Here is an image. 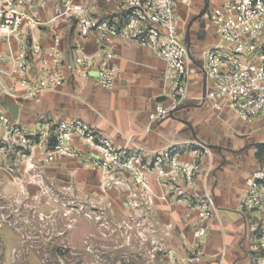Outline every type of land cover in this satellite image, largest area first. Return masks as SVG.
I'll return each instance as SVG.
<instances>
[{"label": "built area", "instance_id": "built-area-1", "mask_svg": "<svg viewBox=\"0 0 264 264\" xmlns=\"http://www.w3.org/2000/svg\"><path fill=\"white\" fill-rule=\"evenodd\" d=\"M108 1L113 8L99 14L87 2L61 0L45 16L39 0H0V39L5 46L0 52V100L18 107L24 101L39 102L73 75L113 88L120 68L113 63L117 55L111 40L118 37L152 50L164 61L163 99L149 111L144 131L187 103L232 111L245 122L264 117V0H221L214 5L208 20L215 41L197 55L179 31L178 10L190 0ZM89 45L93 51L87 50ZM197 76L202 78L204 95L203 90L191 92ZM35 125L34 131H24L0 105V156L25 157V172L36 168L33 159L51 163L69 158L84 169L100 172L106 185L134 184L151 201L155 193L150 183L154 182L163 193L159 198L172 197L177 202L191 201L186 189H192L202 175L206 193L194 202L199 218L191 220L188 211L177 219L184 228L181 238L185 243V230H190L188 260L196 259L206 242L208 212L215 206L206 184L208 174L202 173L203 156L209 154L205 145L197 143L187 161L179 158L180 150L174 146L144 161L131 147L115 145L79 118L41 117ZM132 137L128 135L127 140ZM6 170L11 174L14 166ZM245 184L239 207L247 214L251 239L257 240L251 246L254 264H264V167L252 172ZM5 197L0 184V200ZM125 205L138 206L131 197ZM0 217L5 221L3 214Z\"/></svg>", "mask_w": 264, "mask_h": 264}, {"label": "crops", "instance_id": "crops-1", "mask_svg": "<svg viewBox=\"0 0 264 264\" xmlns=\"http://www.w3.org/2000/svg\"><path fill=\"white\" fill-rule=\"evenodd\" d=\"M42 4L45 5L46 2L41 3L39 0L41 13L48 16L55 6L45 7ZM108 8H105L104 13L111 9ZM201 8H207L204 0H190L188 5H182L178 10L179 31L185 36L194 55L215 41V35L208 33L198 22L189 23L191 18L199 14L197 10ZM111 46L117 55L113 63L120 68L113 88H102L91 78L73 75L67 83L56 91L45 94L39 102H22L14 120L24 131L32 132L36 129V120L41 117L53 120L79 118L93 125L115 145L131 147L144 161H149L158 150L173 146L179 148V158L187 161L191 157L190 150L197 147V143L205 145L209 154L203 156L202 173L208 174L206 184L215 204L214 209L208 212L205 222L208 227L206 242L201 245L200 253L194 260H188L187 248L182 247L176 248L175 254L171 252L155 258L154 255L151 264H175V261L180 260H183V264H253V242L247 214L241 211L239 204L245 194L247 177L261 168L256 158V144L264 142V117L259 116L251 122H245L232 111H217L207 103H187L172 116L153 124L150 131H144L149 111L157 102V98L162 96L161 73L164 61L152 50L123 38H113ZM4 49L0 39V52ZM87 50L93 51L94 47L89 45ZM202 90V78L197 76L191 92L198 94ZM252 130L258 132L256 139L252 136ZM128 135L133 136L132 140H127ZM33 161L36 168L31 172L20 168L18 172L23 179H15L6 170L7 159L0 156V170L4 171L0 173L3 191L22 195L18 191L19 188L29 194L30 188L35 187L38 195L41 190L39 181L42 185L43 182L46 185H54L58 176L74 175L73 168L81 169L72 159L51 163L34 159ZM33 174L35 180H31ZM44 179H49L50 182ZM129 185L130 187H126L119 184L117 187L122 195L120 201L125 212L140 215L142 212L146 213V221L152 224L158 221L163 224L164 236L171 234L173 220L176 222L184 217L186 212H191V220L200 216L194 202L206 193L202 175L195 180L192 189H186L191 201L174 202L172 197H166L162 201L155 196H152L150 201L145 192L141 196L142 188L131 183ZM150 186L154 192L161 190L154 182L150 183ZM133 192L135 197L132 199L138 206H126L125 203ZM132 219L138 222L140 216L136 218L133 215ZM179 227L184 229L180 224ZM185 231L186 242L190 243V230ZM12 235L6 229L0 230L3 240L13 237Z\"/></svg>", "mask_w": 264, "mask_h": 264}, {"label": "rangeland", "instance_id": "rangeland-1", "mask_svg": "<svg viewBox=\"0 0 264 264\" xmlns=\"http://www.w3.org/2000/svg\"><path fill=\"white\" fill-rule=\"evenodd\" d=\"M59 1L41 0V3L54 7ZM81 1L92 5L99 14H104L105 8H113L108 0ZM219 1L204 0L207 8L198 9L199 14L189 23L196 21L214 34L208 13ZM251 133L256 139L258 132L252 130ZM6 159V168L14 166L11 176L17 179L25 157L11 153ZM74 162L81 168H73L74 175H60L54 185L44 182L42 185L39 181L40 195H36L35 187L30 188L29 194L19 188L22 195L4 191L6 197L0 200V214L5 221L0 217V230H8L13 237L7 240L0 237V264H151L154 255L155 258L175 254L176 248H188L189 243L185 244L181 238L178 221L173 220L171 234L164 236L163 224L146 221V213L125 212L118 183L106 185L100 172L84 169L76 160ZM1 172L4 173L3 169ZM34 177L35 174L31 180H35ZM140 193L144 195L143 191ZM154 193L163 201L159 198L163 195L161 191ZM133 215L140 216L138 222L132 219ZM251 241L257 242L256 238Z\"/></svg>", "mask_w": 264, "mask_h": 264}, {"label": "water", "instance_id": "water-1", "mask_svg": "<svg viewBox=\"0 0 264 264\" xmlns=\"http://www.w3.org/2000/svg\"><path fill=\"white\" fill-rule=\"evenodd\" d=\"M188 44V42H187ZM203 95H204V85H203ZM163 97H159L157 98V101L162 100ZM0 105H2L3 107L7 108L9 110V112L11 113L13 119H15L17 117V109H18V105L16 103L10 102L8 100H0Z\"/></svg>", "mask_w": 264, "mask_h": 264}, {"label": "trees", "instance_id": "trees-1", "mask_svg": "<svg viewBox=\"0 0 264 264\" xmlns=\"http://www.w3.org/2000/svg\"><path fill=\"white\" fill-rule=\"evenodd\" d=\"M256 158L260 164L264 162V142L256 144Z\"/></svg>", "mask_w": 264, "mask_h": 264}]
</instances>
